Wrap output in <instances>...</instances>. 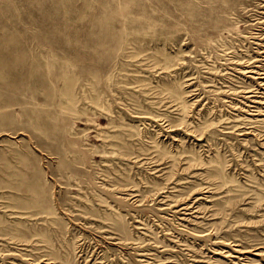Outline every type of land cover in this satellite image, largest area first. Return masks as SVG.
I'll return each mask as SVG.
<instances>
[{
    "label": "rangeland",
    "instance_id": "1",
    "mask_svg": "<svg viewBox=\"0 0 264 264\" xmlns=\"http://www.w3.org/2000/svg\"><path fill=\"white\" fill-rule=\"evenodd\" d=\"M262 68L264 0H0V264H264Z\"/></svg>",
    "mask_w": 264,
    "mask_h": 264
},
{
    "label": "bare ground",
    "instance_id": "2",
    "mask_svg": "<svg viewBox=\"0 0 264 264\" xmlns=\"http://www.w3.org/2000/svg\"><path fill=\"white\" fill-rule=\"evenodd\" d=\"M1 70H2V69H0V71H1ZM18 70H19V69H18ZM23 70H24V69H23ZM259 70H263V71H264V68L259 69ZM2 71H4V69H3ZM25 71H26V70H25ZM25 71H24V72H25ZM4 73H5V71H4ZM21 73H22V70H21ZM23 74H25V73H23ZM259 74H262V75H263L264 72H261V73H259ZM1 75H3V73H2ZM4 77H5V76H4ZM0 78H1V77H0ZM2 78H3V77H2ZM262 78L264 79V76H263ZM4 80H5V79H4ZM4 80H3V81H4ZM3 81H2V82H3ZM0 84H1V83H0ZM256 103H259V102H256ZM182 209H184V208H182Z\"/></svg>",
    "mask_w": 264,
    "mask_h": 264
}]
</instances>
